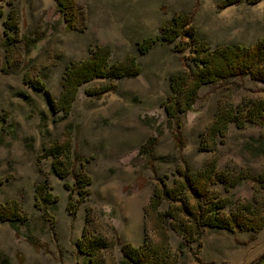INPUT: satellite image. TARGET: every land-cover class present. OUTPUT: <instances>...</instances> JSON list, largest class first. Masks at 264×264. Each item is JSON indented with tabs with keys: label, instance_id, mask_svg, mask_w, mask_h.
I'll use <instances>...</instances> for the list:
<instances>
[{
	"label": "rangeland",
	"instance_id": "rangeland-1",
	"mask_svg": "<svg viewBox=\"0 0 264 264\" xmlns=\"http://www.w3.org/2000/svg\"><path fill=\"white\" fill-rule=\"evenodd\" d=\"M76 2L85 25L82 32L67 30L55 0H0V203L19 201L38 240L33 245L22 230L17 234L8 223L0 222V264H85L75 242L87 218L95 233L119 242L105 254L107 264H129L121 246L131 243L139 247L151 237L145 209L160 178L172 185L178 167L201 170L213 155L218 157L220 171L264 173V157L246 147L264 137V128L259 126L239 128L233 122L214 154L200 150L219 100L230 97L238 107L244 101L264 99V83L244 78L203 86L193 109L179 116L184 141L179 147L175 125L169 123L163 104L171 92V77L182 70L184 62L193 65L190 52L175 51L179 39L159 41L146 54L138 51V44L158 36L161 25L176 13L190 14L198 37L213 48L253 45L264 38V0L225 9L218 7L221 0ZM13 8L18 11L17 33L7 30L5 23ZM11 37L16 46L8 52L6 43ZM25 37L39 41L28 48ZM106 45L111 49L110 63L132 53L141 73L128 79L94 78L81 85L68 116L54 112L49 98L60 96L66 68ZM26 75L43 83L45 90L28 84ZM104 84H113L115 89L99 98L87 93ZM65 130L71 131L73 149L90 158L86 167L92 178L89 195L75 215L68 210L69 201L79 200L71 189L72 176L54 175L52 158L43 156L46 148L63 140ZM152 136L158 141L148 155L141 150ZM79 169L77 164L74 172ZM44 179L57 197L52 212L55 227L35 202V187ZM212 188L237 201H253L255 194L250 180L231 187L216 183ZM168 207L164 202L161 209ZM169 234L171 247L177 251L182 237L170 227ZM262 258L264 228L260 232L206 228L199 243L191 244L177 264H255Z\"/></svg>",
	"mask_w": 264,
	"mask_h": 264
},
{
	"label": "trees",
	"instance_id": "trees-1",
	"mask_svg": "<svg viewBox=\"0 0 264 264\" xmlns=\"http://www.w3.org/2000/svg\"><path fill=\"white\" fill-rule=\"evenodd\" d=\"M260 1L262 0H221L218 7L225 9L242 3L255 5ZM55 2L68 31L85 30L76 0ZM5 23L7 30L18 32L16 8L11 10L10 17ZM178 39L180 42L175 45V51L184 54L189 50L193 65L184 62L182 70L171 77V92L163 106L169 123L175 125L174 138L180 147V143L184 141L181 138L179 116L193 109L203 86L244 78L264 83V38L250 46L223 44L213 48L208 41L198 37L190 14L176 13L171 20L161 25L158 36L143 39L138 44V51L140 54H146L159 41L173 43ZM15 41L13 37L7 41L8 52L9 50L13 52ZM24 41L25 47L29 48L39 39L25 37ZM110 53L109 46H100L93 49L84 60L72 62L64 72L60 96L49 98L51 109L66 117L71 113L79 88L84 83L94 78H135L141 73L142 67L136 55L129 53L120 62L110 63ZM12 54L14 56V53ZM24 78L32 87L45 90L44 84L38 80L28 75ZM114 89L113 84H104L87 90V93L99 98ZM229 99L230 97H226L219 100L215 117L202 137L200 150L214 154L219 143L226 139L229 126L233 122L239 128H244L247 124L264 128V99L244 101L238 107H234ZM157 141V136L150 137L141 151L148 155L152 154ZM246 147L256 155L264 157V137L250 142ZM43 156L52 158L51 171L54 175L63 179L72 176L71 189L77 193L79 200L76 203L69 201L68 210L75 215L78 205L89 195L88 187L92 183V178L86 167L90 158L80 156L73 149L70 130H65L61 142H55L46 148ZM77 164L80 165V169L74 172ZM243 180H250L253 183L255 192L253 201H237L222 197L212 188L216 183L231 187ZM66 187L69 188V185L66 184ZM51 191L52 186L47 179L38 183L35 187V202L55 227L52 212L56 207L57 197ZM263 191L264 173L252 175L248 170H243L240 174L230 170L220 171L216 155L198 171L188 165L178 167L172 185H168L162 178L159 179L146 206V225L152 232L149 240L139 247L131 243L122 244L125 263L177 264L180 256L191 244L199 243L202 230L206 228L227 232L235 230L260 232L264 228ZM164 202L169 204L167 210L161 209ZM0 222L8 223L17 234L22 230L24 238L37 245L38 240L33 233L30 219L19 201L0 203ZM169 227L182 237L183 242L177 251L171 247ZM116 245H119L116 238L109 239L95 233L89 226L88 218L80 238L75 242L78 252L85 256V264H107L105 254L112 252ZM259 264H264V260Z\"/></svg>",
	"mask_w": 264,
	"mask_h": 264
},
{
	"label": "water",
	"instance_id": "water-1",
	"mask_svg": "<svg viewBox=\"0 0 264 264\" xmlns=\"http://www.w3.org/2000/svg\"><path fill=\"white\" fill-rule=\"evenodd\" d=\"M263 260V258L261 260H259L258 262H256L255 264H258L259 262H261Z\"/></svg>",
	"mask_w": 264,
	"mask_h": 264
}]
</instances>
